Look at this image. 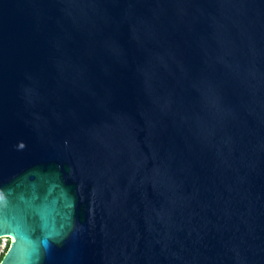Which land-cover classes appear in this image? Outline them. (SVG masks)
Listing matches in <instances>:
<instances>
[{"label": "water", "instance_id": "95a60500", "mask_svg": "<svg viewBox=\"0 0 264 264\" xmlns=\"http://www.w3.org/2000/svg\"><path fill=\"white\" fill-rule=\"evenodd\" d=\"M1 264H264V0H0Z\"/></svg>", "mask_w": 264, "mask_h": 264}, {"label": "built area", "instance_id": "2783aa9c", "mask_svg": "<svg viewBox=\"0 0 264 264\" xmlns=\"http://www.w3.org/2000/svg\"><path fill=\"white\" fill-rule=\"evenodd\" d=\"M12 239L13 238L10 235L0 237V264L2 263L3 258L9 250Z\"/></svg>", "mask_w": 264, "mask_h": 264}, {"label": "snow or ice", "instance_id": "6c2138e0", "mask_svg": "<svg viewBox=\"0 0 264 264\" xmlns=\"http://www.w3.org/2000/svg\"><path fill=\"white\" fill-rule=\"evenodd\" d=\"M8 231H9V230L4 229L3 227H0V235L8 234Z\"/></svg>", "mask_w": 264, "mask_h": 264}]
</instances>
